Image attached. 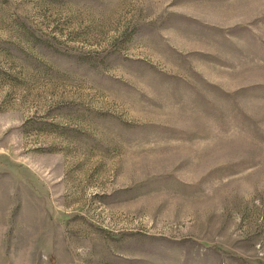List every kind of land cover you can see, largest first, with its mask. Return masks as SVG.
Instances as JSON below:
<instances>
[{
	"label": "rangeland",
	"instance_id": "374dc122",
	"mask_svg": "<svg viewBox=\"0 0 264 264\" xmlns=\"http://www.w3.org/2000/svg\"><path fill=\"white\" fill-rule=\"evenodd\" d=\"M0 264H264V0H0Z\"/></svg>",
	"mask_w": 264,
	"mask_h": 264
}]
</instances>
